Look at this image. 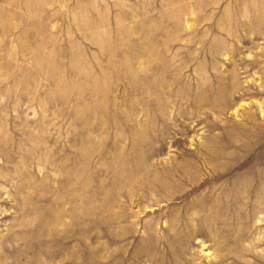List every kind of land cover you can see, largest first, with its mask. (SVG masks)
<instances>
[{"label":"rangeland","instance_id":"rangeland-1","mask_svg":"<svg viewBox=\"0 0 264 264\" xmlns=\"http://www.w3.org/2000/svg\"><path fill=\"white\" fill-rule=\"evenodd\" d=\"M0 264H264V0H0Z\"/></svg>","mask_w":264,"mask_h":264}]
</instances>
